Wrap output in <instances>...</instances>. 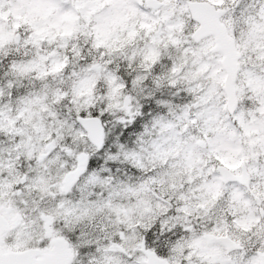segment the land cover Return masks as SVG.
<instances>
[{"label":"clouds","instance_id":"1","mask_svg":"<svg viewBox=\"0 0 264 264\" xmlns=\"http://www.w3.org/2000/svg\"><path fill=\"white\" fill-rule=\"evenodd\" d=\"M16 7L0 39V210L29 244L55 217L74 264H264V149L236 119L264 121L246 76L264 80V0L214 6L240 43L235 109L183 0H47L19 21ZM81 113L100 144L76 135Z\"/></svg>","mask_w":264,"mask_h":264},{"label":"snow or ice","instance_id":"2","mask_svg":"<svg viewBox=\"0 0 264 264\" xmlns=\"http://www.w3.org/2000/svg\"><path fill=\"white\" fill-rule=\"evenodd\" d=\"M6 2L17 5L15 14L17 20L26 19L25 13L29 11L26 7L30 4L47 3V0H0V39H2V21L6 18L3 11V5ZM218 0H183V7L180 8L181 13L187 14L189 20L195 21V29L192 32L194 39L211 37L205 40V47L202 52L219 51V63L224 65L226 71L222 76L221 83L224 85L229 104L235 109L241 96L237 95L235 84H230L229 77L235 79L234 73L239 71V47L240 43L236 40L235 34H229L227 27L220 20V13L215 9ZM175 13V9H173ZM167 19V17L165 18ZM19 26L18 24L16 25ZM151 27L150 25H143ZM185 21L178 18L174 23L169 24L172 30L183 31ZM191 29V25H189ZM172 43H178L172 40ZM195 54V53H194ZM205 69L208 65L203 66ZM177 69L173 68V71ZM248 88L251 92L261 94L264 93V80L254 79L251 74H246ZM243 92V89H240ZM227 107V106H226ZM264 112V108L260 109ZM240 122V128L243 134L250 138L249 143L264 149V121L252 123L245 121L243 114L236 117ZM79 130L76 135L90 139L96 144L102 142V131L99 127V121L93 119L90 115L80 114ZM195 123V121H192ZM253 157L260 155L259 151H251ZM243 159L238 163H232L230 168H239L243 164ZM45 231L41 239L43 245L35 247L29 244L25 239V233L21 228L22 217L17 211H9L7 216L0 210V264H74L73 257L77 254L70 236H66L56 231L52 226L55 217H44ZM151 255V253H150ZM147 264H167L166 260L156 258Z\"/></svg>","mask_w":264,"mask_h":264}]
</instances>
